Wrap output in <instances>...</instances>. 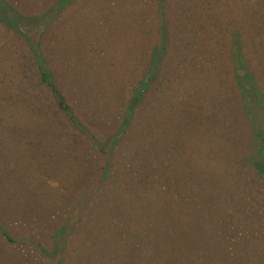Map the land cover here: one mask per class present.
Masks as SVG:
<instances>
[{
	"label": "rangeland",
	"instance_id": "obj_1",
	"mask_svg": "<svg viewBox=\"0 0 264 264\" xmlns=\"http://www.w3.org/2000/svg\"><path fill=\"white\" fill-rule=\"evenodd\" d=\"M5 1L15 9L16 20L23 16L25 28H32L28 20L34 17H55L36 40L77 125L72 126L40 83L26 46L11 33L1 34L0 226L16 242L0 237V264H112L98 239L102 227L107 231L106 225L115 220L126 228L130 219L140 221L141 213L119 199L99 205L100 199H106L101 191H111L116 182L127 181L128 188L131 184L127 197L136 193L126 172L119 176L126 152L117 143L111 153L107 138L119 129L123 105L137 87V65L158 39L157 19L151 8L145 9L154 4L149 0ZM200 5L184 19L178 37L174 26L169 28L175 42L171 53L185 65L168 73L174 79L180 75L182 83L174 117L159 112L150 135L146 130L152 151L144 145L135 153L131 148L126 165L130 168L133 161L134 168L142 169L146 162L156 183L174 176L170 185L174 196L186 195L193 184L204 202L221 203L205 213L202 204L200 219L187 225L191 254L184 264H264V183L255 178L249 164L254 154L251 119L258 120L261 113L254 112L250 119L234 91L231 45L222 47L228 29L222 27L220 5L217 0ZM234 8L239 4L231 0L223 10L234 18ZM257 29L253 24L252 33ZM253 61L261 67L264 56L259 54ZM167 63H176L173 54L166 57ZM127 144L130 148L133 143ZM141 153L144 160L138 163ZM110 163L118 171H109L110 179L101 183ZM139 227L137 235L146 222ZM150 228L153 242L145 248L137 243L140 235L131 233L123 254L126 264H156L157 239L151 235L155 225ZM60 231L57 248L54 238Z\"/></svg>",
	"mask_w": 264,
	"mask_h": 264
},
{
	"label": "trees",
	"instance_id": "obj_2",
	"mask_svg": "<svg viewBox=\"0 0 264 264\" xmlns=\"http://www.w3.org/2000/svg\"><path fill=\"white\" fill-rule=\"evenodd\" d=\"M64 1H66V3L70 2V0ZM149 1L154 5L145 7V9L151 8L153 17L157 19L156 33L158 39L150 55L147 54V58L145 59L142 57L140 63L137 65V70H140L137 78L138 82H136L137 87L132 91L127 102L123 105L122 111L120 110L122 118L119 123V129L114 135L107 138L111 153L119 144L120 150L124 151V153L126 152L125 157H123L121 161L122 167L121 171H119V176H121L120 173L122 171H125L128 180L133 183L132 185L135 187L136 193L127 197V181L124 182L123 185L116 182L111 191L107 189L101 191L106 199H100L101 204L99 205L104 206L114 199H119L128 207L135 206L136 208H140L141 213L140 221L130 219V221L127 222L126 228H122L115 220H113L114 224H111L112 220H110V224L106 225V227H109L107 231L105 227H102L98 239L102 241L103 248L111 257L108 261H112V264H126L123 261V254L128 251L127 242L130 239L129 237L133 236L131 234L133 231L136 233L137 237L140 235V238L135 240H137V243H139L142 248L149 246V244L153 242L150 241V231H152L150 228L151 225H155L156 229L155 235L153 232L151 233L152 238L155 236L157 239L155 248L157 253L156 264H184L191 254V249L188 248L187 239L185 238L188 235L185 231L187 225L200 219L198 212L202 204H204V208H202L204 213L212 208L216 209V205L218 204L219 206L221 205L218 201V203L212 201L204 202L203 198L200 197L198 193H194L195 188L193 184H189L190 190L187 189L186 195L183 194L181 196L178 192H175L177 196H174V191L170 189V185L173 186L172 182L174 176L173 178L168 176L164 181L156 183V179L153 178V169L147 166L146 162L143 163L142 169L139 166L134 168L133 161L130 163V168L126 165L131 148L134 147L135 153L137 149L144 145L148 146V151H152L149 145L150 138L146 130L148 129L150 135V130L152 126H154L157 115L160 114L159 112L165 111L167 114L174 117L173 110L176 106L175 103L178 97H182L180 75L174 79L171 77V74H168L173 68H185V65H182L179 59L176 58L177 55L171 53V47L175 42L170 33L171 31L169 32V28L174 26V32L177 33L175 35L178 37L185 23L184 19H186L194 9H197L198 3L202 5L203 3L209 4L211 2V0ZM234 1L236 4H239V8H234L233 18V14H231V16L226 15L223 10L224 6L229 5L231 0H217V3L220 5V12L222 13V27L223 29H228L225 30L226 33H223L224 41L222 40V42H224L225 45L222 44V47L225 48L226 45H231L229 59L231 58L230 61L233 65L234 91H237L238 95L242 98L244 110H248L250 119L253 118L254 112L257 114L261 113L258 120L255 117L254 120L251 119V122H253L252 133H254V136L252 135L254 154L249 164L254 171L255 178L264 183V63H261V67H257L255 64L256 61H253V57L259 54L260 56H264V50L262 52V49H264V22L262 20L264 18V0ZM14 10L15 9H13L7 1L0 0V11H4L3 15H0V28L2 29V31H0V38L3 33H11L18 38L21 44L26 46L28 54L31 57V62H33L37 70L40 83L50 91L57 102L58 109L69 118L72 126H75L76 119L64 96L53 82V75L41 51L40 44L38 40H36L38 36H44V33L41 32L53 23L55 17H34V20H28V25H31L32 28H25L21 25V22L24 21L22 18L23 16L19 17V20H16L14 18L16 17L14 15ZM251 23L258 26L257 31L254 32L255 36L251 31L253 25ZM229 24L232 25V28H229ZM179 31L180 33L178 34ZM261 31L262 34H260ZM258 34H260L261 37L255 38ZM194 37L196 38V35ZM183 48L185 49V47ZM169 54H173L176 61L175 64H165L166 57ZM135 69L136 68H134V70ZM162 72H165L166 75H161ZM159 101L163 104L160 105V103H158ZM146 104H150V106L145 107ZM118 108H120V106ZM256 121H259V124H257ZM124 140L125 142H123ZM123 143H125V145H121ZM127 143L133 144L129 148V144ZM136 159H138V163L143 161V153L137 155ZM146 160H150V157H146ZM146 166L147 169L143 171V167L145 168ZM116 169V165L110 163V166H108V169H106L102 177L101 183L110 179L109 171L113 170L117 173L118 170L116 171ZM132 170L135 172L133 175H131ZM240 177L243 179L241 175ZM179 181L180 180L177 179V182ZM161 186H164V188H161ZM130 187L131 184H129V188ZM178 187L180 188V185L176 184L174 188L178 190ZM112 191L116 192V198ZM122 194L123 198H121ZM97 201L99 203L97 199L95 204H97ZM244 203L241 205H245ZM257 219H260L258 215ZM142 221L146 222L147 227L137 235V231L140 228L139 224ZM105 231L106 233L104 234ZM59 236H62L61 231L60 234L54 238L55 247L58 246L57 241L60 238ZM0 237L10 244L16 242L1 226ZM55 239H57V241ZM118 256H120V258H118ZM104 264L109 263L104 262Z\"/></svg>",
	"mask_w": 264,
	"mask_h": 264
}]
</instances>
